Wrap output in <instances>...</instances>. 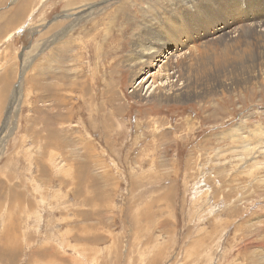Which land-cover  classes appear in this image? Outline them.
<instances>
[{
	"label": "rangeland",
	"instance_id": "374dc122",
	"mask_svg": "<svg viewBox=\"0 0 264 264\" xmlns=\"http://www.w3.org/2000/svg\"><path fill=\"white\" fill-rule=\"evenodd\" d=\"M25 1L0 0V264H264V37L210 39L203 66L224 93L160 102L147 85L143 100L123 65L117 93L101 82L144 15L172 19L167 0ZM188 2L173 18L196 38L216 4Z\"/></svg>",
	"mask_w": 264,
	"mask_h": 264
},
{
	"label": "bare ground",
	"instance_id": "6f19581e",
	"mask_svg": "<svg viewBox=\"0 0 264 264\" xmlns=\"http://www.w3.org/2000/svg\"><path fill=\"white\" fill-rule=\"evenodd\" d=\"M255 1L256 0H246V3H245L242 0H215L216 9L213 10L215 12L213 13L212 11H210L208 16L204 17V19H203V15L202 14L200 15L201 19L199 20L198 25L201 26V32L195 38V36H193V35H195V34H193V32H190V31L184 32L181 28H179L177 18H173L175 16V13H174V8L172 7V0H167V2H168L167 8H168V11L171 12V14L169 12L168 13L172 16V19L168 18L169 15L167 13H166L167 16L164 13V14L159 15L158 17L144 15L145 17H148V19H144L143 21H141L139 23V25H137L136 34L133 35V33H131V35H133L132 43H131L132 49L127 52V54L124 56V58L122 60H119L120 58H118V56L124 50V46H122V45H124V43L121 44V46H119V47H115V48L111 47L112 49L109 52V56L112 57V61H111L112 67H110V69L108 68L109 69L108 76L111 80L107 81L104 78L103 81L101 82L102 86L106 87L107 91L110 89L109 90L110 94L112 92H113V94H114V92L117 93V90H116L117 89V87H116L117 82L115 81V76H117L118 71H119V73L121 72L122 69L120 70L119 67H121V65H123L126 69H128L130 71V77H131V81H132L131 83H133L132 90L130 91V93H133V95L135 97H138L140 99H143L144 95L142 93L144 91L145 86H147V85L148 86H147V92L145 94V97L151 96V94L153 93L154 90L161 87L162 90L159 89L160 94L158 95V100L160 102H164V101L180 102V101L186 100L190 96L191 97L189 99H196L198 97H196L194 95H197V96L200 95V97H201V93H203V92L205 93V91L210 93V94L211 93L215 94V93H219V92L224 93L223 89L228 88L226 86V84H224L222 82L218 83L216 81H214L212 83L214 76L210 75L211 73H210V69L207 68L208 66H205V65L203 66V61L213 62V61H211V58H209V55L206 53L205 49L210 47L214 42H216L217 44L218 43H225V45H227V46H232V45L234 46V45L239 44L244 38L258 39V38L264 37V0H261V1H263L262 4L255 2ZM83 2L84 1H80V2H76V3L81 4ZM194 2H195V0H189L187 7L190 8L189 5H191ZM20 3H21V5H19V6L17 5L16 11L22 10V8L23 9L26 8V7H24L26 5L25 0H20V2L18 4H20ZM164 4L165 3H162V5H164ZM184 5H186V4H184ZM180 6H181L180 4L176 5L177 10H178V7H180ZM160 7H162V6H160ZM145 8H147V7H145ZM199 8L202 11L207 9V7H203L201 5L199 6ZM148 11L149 10H147V12ZM150 13H152V12H150ZM130 19H131V17H130ZM167 19L170 20V28H168V26H167V23H166ZM79 21H80V17H79ZM229 22H230V24H229ZM175 23L178 26V27L176 26L178 28L177 32L173 30V27H175ZM205 25H207L210 28H207ZM192 27L193 26L189 27V29L192 30L193 29ZM116 37H118V36H116ZM120 39H118V41ZM210 39H211V41H214V42H211ZM192 43H194V44H192ZM76 44H78V43H76ZM69 46H71V45H69ZM169 47H171L172 49L170 51H168V53L166 55L163 56L162 55L163 51ZM108 49H110V48H108ZM75 50H76V47L72 46L70 48V53L73 54V51H74V54L76 57L78 51H76V53H75ZM59 54H61V53H59ZM63 54L61 55V59L65 56ZM57 56H58V54H57ZM237 56H238V54H236V57H233L230 61L238 60ZM56 59H58V58H56ZM56 59H53V60H56ZM71 59H74V57H72ZM66 61H68V59ZM114 61H116V65L113 63ZM51 62H53V61H51ZM54 62H56V61H54ZM199 62H200V64H198ZM221 62L224 63V60H221ZM226 62H229V61H226ZM49 63H50V59L49 60L46 59L45 67L47 66V68H48ZM54 65L55 64H52V66H54ZM61 66H63V65L61 64L60 67ZM99 69H100V67H99ZM42 70L44 71V68ZM78 72H80V71H78ZM41 78H43V77H41ZM62 79H61V81H62ZM207 79H211V81L209 82L211 84V86L204 88V84L207 83V82H205V80H207ZM42 84L43 83H41V85ZM232 84H233V86H232L233 90L240 89V86L237 85L236 83H232ZM53 85H54L53 83H49L48 86H46L45 88L47 90L51 91L50 86H53ZM68 86H69V84H68ZM86 86H87L86 82L82 81L81 85H76V84L72 85V88L70 89V91L74 92L73 89L75 87H77L76 90L78 92L84 91L86 89ZM112 86H113V88H112ZM67 90H68V88H66V89L62 88L60 90V95H59L58 104H57V109L59 110V115L57 117L59 119H61V117H62L63 120H65V122L67 121V118L69 117V115H71L70 113L66 112V110H69V107L72 108V106H73V101H72L73 99L72 100L66 99V98H68L67 97L68 93H70ZM66 91H67V93L65 94L64 92H66ZM169 92H171V94H168ZM148 93H149V95H148ZM50 98H52V97H50ZM50 98H48V100L46 102H49L51 100ZM46 102L44 101V103H46ZM44 103H43V105H44ZM70 105H72V106H70ZM103 105H105L104 101H103ZM107 105L108 104H106V107H107ZM43 111H45V110H43ZM48 112H49V110H48ZM62 114H65V116H62ZM47 118H49V117H47ZM69 119H70V117L68 118V120ZM55 120L59 121L57 118H55ZM57 140H58L57 146L59 144L60 146H58V147L62 148L60 141L65 142L63 137H60V138L58 137ZM256 142L262 144V142L260 140H257ZM257 149L258 148H256V150ZM86 151H88V149ZM252 152H254V153H252ZM248 153L250 154V157L251 156L257 157L260 154V152H255V150H253V149L249 150L248 148L244 147L242 154L244 156L245 155L247 156ZM51 236H52V234H51ZM87 247H88V245H87ZM69 248H70V246H69ZM43 249L47 250L46 248H44V246H43ZM56 264H59V263H56Z\"/></svg>",
	"mask_w": 264,
	"mask_h": 264
}]
</instances>
